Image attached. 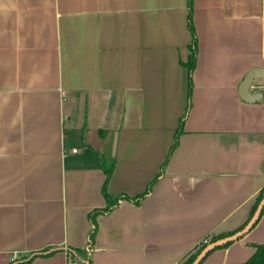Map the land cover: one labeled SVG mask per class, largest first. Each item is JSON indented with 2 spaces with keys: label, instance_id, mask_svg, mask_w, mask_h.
Returning <instances> with one entry per match:
<instances>
[{
  "label": "crops",
  "instance_id": "1",
  "mask_svg": "<svg viewBox=\"0 0 264 264\" xmlns=\"http://www.w3.org/2000/svg\"><path fill=\"white\" fill-rule=\"evenodd\" d=\"M192 12L188 110V0H0V264H182L247 223L264 189V97L244 102L239 86L264 68V0ZM107 155V192L127 198L94 227ZM259 244L264 213L201 264H243Z\"/></svg>",
  "mask_w": 264,
  "mask_h": 264
},
{
  "label": "trees",
  "instance_id": "2",
  "mask_svg": "<svg viewBox=\"0 0 264 264\" xmlns=\"http://www.w3.org/2000/svg\"><path fill=\"white\" fill-rule=\"evenodd\" d=\"M188 5H189V27H190V30H191L192 35H193V41H192V44L190 46L191 47V54H190L188 62L185 64V66L188 69V83H189V95H188L189 106H188V110H189V108H190V100H191V96H192L191 95L192 94V86H193L192 85V74H193V71H194L195 66H196L197 40H196V35H195V28H194V25H193V12H192L193 0H188ZM183 123H184V120H182V122H181L180 128H179V130L177 132V137L181 133ZM175 147L176 146H174L173 149ZM115 163H116L115 158H111L108 155L102 157V168H103V170H104V172L106 174V180H105V184L103 186V192H104V195L106 197L108 205H107V207L105 209L96 210L90 215V219H91L92 223L94 224V227H96V225H97V221H96L97 216H99L100 214H109V213L113 212L119 206L120 201L127 198L124 195L114 198V197L110 196L108 194V192H107L108 184H109L110 179H111V177L113 175V172H114ZM166 163H167V161H166ZM166 163H164V165L162 166V170H161L160 175L156 179H154V181L148 186V188H147L146 192L144 193V195H142L140 198L145 197L150 192L153 184L158 180V178L163 173ZM263 196H264V189L260 192L259 196L256 199V203H255V205H254V207L252 209V213H251L250 219L253 217V215H254L259 203L263 199ZM263 213H264V208H263V211H262V213L260 215V218L263 215ZM260 218H259V220H260ZM250 219L247 221L246 224H244L242 227H240L239 229H237V230H235L233 232L223 233V234L214 236L212 238H208L210 240V243H213V242H215L217 240H220L222 238L231 236V235L241 231L248 224ZM93 241H94V233H92V235H91L90 243H92ZM232 243L233 242L225 244L223 246H219V247L211 250L210 252L207 253V255L201 260V262L199 264H201L213 251H215L217 249H221V248H226V247L230 246ZM206 246H207V244H202L201 243L197 247L195 252H193L182 264H193L195 262V260L198 258V256L201 254V252L206 248ZM255 248H256L255 253L251 256V258L248 261H246L243 264H264V244L256 245ZM48 255L49 254H45V253L37 254V255H34L33 257L29 258L26 261H22V262L16 263V264H29L37 256H44L45 257V256H48Z\"/></svg>",
  "mask_w": 264,
  "mask_h": 264
},
{
  "label": "water",
  "instance_id": "3",
  "mask_svg": "<svg viewBox=\"0 0 264 264\" xmlns=\"http://www.w3.org/2000/svg\"><path fill=\"white\" fill-rule=\"evenodd\" d=\"M259 80L264 81V68H253L246 74V76L244 77L243 81L240 83L239 86V95L244 102L256 103L261 99H263L264 86H260L261 89L258 91H252L255 82ZM116 147H117V137L114 138V142H113V147H112L113 155L116 154ZM263 208H264V196L261 202L259 203L253 217L250 219L248 224L241 231L231 236L222 238L220 240L208 244L193 264H199L201 260L207 255V253L210 252L211 250L231 242H236L240 240L242 237H244V235H246L258 222L260 215L263 211Z\"/></svg>",
  "mask_w": 264,
  "mask_h": 264
},
{
  "label": "built area",
  "instance_id": "4",
  "mask_svg": "<svg viewBox=\"0 0 264 264\" xmlns=\"http://www.w3.org/2000/svg\"><path fill=\"white\" fill-rule=\"evenodd\" d=\"M76 152H77L76 150H72V153H76ZM202 244L208 245L210 244V240L204 239ZM13 258L14 260H16L18 258V254L14 253ZM68 264H86V263L84 261H78L77 259L68 256Z\"/></svg>",
  "mask_w": 264,
  "mask_h": 264
}]
</instances>
